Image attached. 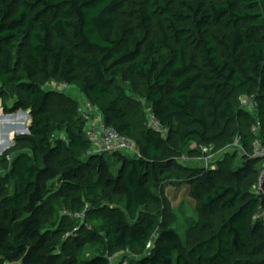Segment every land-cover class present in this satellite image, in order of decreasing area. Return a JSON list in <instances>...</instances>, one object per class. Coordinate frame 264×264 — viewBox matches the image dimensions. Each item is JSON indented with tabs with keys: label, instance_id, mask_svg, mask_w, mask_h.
Wrapping results in <instances>:
<instances>
[{
	"label": "trees",
	"instance_id": "16d2710c",
	"mask_svg": "<svg viewBox=\"0 0 264 264\" xmlns=\"http://www.w3.org/2000/svg\"><path fill=\"white\" fill-rule=\"evenodd\" d=\"M129 1L0 0L1 105L8 113L11 95L19 94L18 109L30 114L29 132L14 137L15 144L28 145V152L13 156L11 177L0 182V264H110V255L120 251L131 253L125 258L131 264H228L247 246V218L264 206V192L247 195L238 171L233 184L217 183L202 194L208 212L233 213L218 232L192 248L174 228L162 230L149 247L156 220L144 208L157 190L178 186L167 172L176 163L167 136L183 146H208V116L215 118L213 124L233 120L234 92L255 88L264 98V40L254 36L264 30V0H145L139 30L118 27L112 18ZM154 24L162 35L148 39ZM213 26L227 30L224 40L212 35ZM70 37L92 55H81ZM110 57L114 61L107 67ZM118 65L129 79L142 81L165 136L147 125L137 132L123 97H111V79L120 75L112 68ZM53 78L76 85L108 125L136 142L139 155H125L113 169L115 158L91 153L78 103L75 109L63 104L58 114L67 142L54 139L52 95L43 87ZM261 123L264 127V118ZM245 142L253 147L254 138ZM7 156L3 152L0 161ZM200 179L209 176L195 168L182 180ZM99 187L112 192L106 193L112 208L93 217L82 193L97 194ZM58 199L69 213L59 219ZM104 242L107 255L76 254Z\"/></svg>",
	"mask_w": 264,
	"mask_h": 264
},
{
	"label": "rangeland",
	"instance_id": "374dc122",
	"mask_svg": "<svg viewBox=\"0 0 264 264\" xmlns=\"http://www.w3.org/2000/svg\"><path fill=\"white\" fill-rule=\"evenodd\" d=\"M145 0H131L121 9L120 12L112 15L118 27L127 24L134 30H139L138 12L144 5ZM212 35L218 41L224 40L227 30L221 26H213ZM161 30L157 24L151 27L148 39L153 36L161 37ZM255 37L264 40V30L257 31ZM69 42L78 52L86 57H90L92 53L81 47L78 40L70 37ZM20 45L19 40L14 42V50ZM102 58V56H99ZM114 57L105 59L104 63L107 67H111ZM199 64V58L198 62ZM119 71L117 78L111 79L109 90L111 97L117 95L123 97V106L126 108L129 119L137 126V132L146 126L147 114L150 111V105L146 99V91L140 79H129L124 73V66L118 65L113 67ZM43 87L50 91L52 102L50 105L49 116L53 123L54 139H62L67 142V131L62 125L58 114L63 112L65 103L70 104L74 109L76 104L80 102L82 97L81 91L76 85H70L68 89L63 87V82L57 78L44 83ZM1 89V84H0ZM248 91L250 93H248ZM9 103L12 108L5 115L13 116L12 120H7L6 128L13 127V133L19 132L23 126L28 127L30 118L29 111L18 109L21 97L19 94H12ZM20 101V102H19ZM233 101L236 108V117L227 121H215L213 116H208L211 123L210 136L211 143L208 146L192 142L188 146H183L174 135L167 136V141L172 147L174 163L167 172L171 174L172 183L178 185L168 186L155 192L154 197L144 208L145 211L151 213L156 220V228L152 235L150 246H153L162 230L174 228L182 234L187 248H192L198 242L213 236L218 232L222 224L228 220L233 211L218 210L215 213L208 212L202 205L201 196L207 188H212L217 183L233 184L235 182L234 172H240V181L245 191L250 195H260L264 192V127L262 121L264 118V98L258 95L255 88H246L241 92H234ZM0 108L4 111L1 105ZM5 124V123H4ZM8 126V127H7ZM85 125V129H86ZM136 132V137L138 133ZM5 134V133H4ZM19 134H23L20 132ZM135 137V138H136ZM248 137L254 138L253 147H249L245 142ZM11 141V142H10ZM9 147L5 153L8 156L4 161H0V182L7 181L11 177L12 158L18 152H28L26 143L15 144L14 140L0 138V145ZM11 143V144H10ZM0 150V156L2 155ZM124 154H109V159H116L113 169H118L124 159ZM198 168L202 172L207 173L209 180L200 179L194 184L185 183L182 180L191 169ZM172 169H176L172 171ZM97 175L95 174L91 181L94 182ZM182 182V184H181ZM13 182L10 183L12 185ZM180 185V186H179ZM102 187L98 188L97 194L84 191L83 197L87 200V206L90 208V216L100 217L106 214L112 208L110 198L106 195L112 194L111 191L103 192ZM60 203V199L56 200ZM58 217L63 214L69 215L65 205H58ZM128 218H130L128 216ZM248 243L247 246L235 252L228 264H264V206L258 205L254 208L253 213L247 218ZM109 254L105 242L101 247L87 245L80 251L78 255L88 254ZM116 261L121 258H129V251H120L112 254ZM190 264H195L191 262Z\"/></svg>",
	"mask_w": 264,
	"mask_h": 264
},
{
	"label": "built area",
	"instance_id": "2783aa9c",
	"mask_svg": "<svg viewBox=\"0 0 264 264\" xmlns=\"http://www.w3.org/2000/svg\"><path fill=\"white\" fill-rule=\"evenodd\" d=\"M69 86V84L63 83L65 89H68ZM77 111L85 119L87 138L91 144V153L139 155L136 142L131 137L119 132L114 126L108 125L99 107L94 105L89 99L82 97L77 105ZM146 125L149 129L160 133L162 136L166 135V129L151 110L147 114ZM261 153H264V149L261 150ZM263 177L264 173L262 174ZM77 217L84 218V213H78ZM110 264H131V262L125 258L116 261L114 256H112L110 257Z\"/></svg>",
	"mask_w": 264,
	"mask_h": 264
},
{
	"label": "crops",
	"instance_id": "0c3cea01",
	"mask_svg": "<svg viewBox=\"0 0 264 264\" xmlns=\"http://www.w3.org/2000/svg\"><path fill=\"white\" fill-rule=\"evenodd\" d=\"M0 115L3 117L5 115L4 111L1 110L0 108ZM5 123V124H4ZM4 125H7V122L6 121H0V138H4V135L6 136L7 139L11 140L13 139L14 140V137L16 134L13 133V130L12 128L9 126V128H6V130L4 131ZM8 127V126H7ZM5 133V134H4ZM11 142V141H10ZM11 144V143H10ZM10 147V146H9ZM9 147H3L2 146V143L0 145V150L1 152L5 151L6 149H8Z\"/></svg>",
	"mask_w": 264,
	"mask_h": 264
},
{
	"label": "water",
	"instance_id": "95a60500",
	"mask_svg": "<svg viewBox=\"0 0 264 264\" xmlns=\"http://www.w3.org/2000/svg\"><path fill=\"white\" fill-rule=\"evenodd\" d=\"M4 116L9 117L10 115H4ZM4 116H3V117H4ZM27 117L30 118V114H29V113H28V116H27ZM12 119H13V117H10L8 120H12ZM6 122H7V121H6ZM11 128L13 129V127H11ZM20 132H23L24 134L28 133V132H29V125H28V127L23 126V128L20 129L19 132L16 133V134H19Z\"/></svg>",
	"mask_w": 264,
	"mask_h": 264
},
{
	"label": "bare ground",
	"instance_id": "6f19581e",
	"mask_svg": "<svg viewBox=\"0 0 264 264\" xmlns=\"http://www.w3.org/2000/svg\"><path fill=\"white\" fill-rule=\"evenodd\" d=\"M10 117H13V116H9V117L4 116V117H2V116L0 115V121H7Z\"/></svg>",
	"mask_w": 264,
	"mask_h": 264
}]
</instances>
